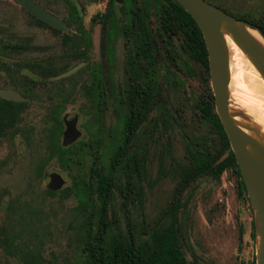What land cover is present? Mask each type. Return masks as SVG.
I'll use <instances>...</instances> for the list:
<instances>
[{
	"label": "rangeland",
	"instance_id": "1",
	"mask_svg": "<svg viewBox=\"0 0 264 264\" xmlns=\"http://www.w3.org/2000/svg\"><path fill=\"white\" fill-rule=\"evenodd\" d=\"M234 14L252 18L264 16V0H217ZM108 0H84L81 6L88 24L93 15L105 12ZM120 1L116 8H121ZM156 16L150 17V26H157ZM94 64L101 60L98 44L102 30L95 25ZM158 44L162 59L156 68L161 98L136 132L140 155L146 158L145 172L140 181L142 204L125 201L114 192L109 220L114 230L122 233L148 232L156 224L171 221L170 208L179 181L177 167L185 164L190 142L202 141L212 153L218 152L219 140L211 123L200 119L197 103L208 94L206 74L199 63L188 59L183 41L173 36L171 46L174 62L166 59L161 39ZM130 40L113 43V55L108 66L115 91L106 109L100 111L83 94L88 86V72L83 71L71 82L46 84L41 91L31 93L30 101L11 121L0 120V264H85L84 245L89 228L96 229L97 220L89 215L97 206L95 188L81 190L74 187L72 178L87 180V169L92 158L87 156L83 168L67 169L56 158L38 165L49 154L50 135L57 124L50 113L58 100H50L58 88L65 97L62 132L66 115H78L77 140L90 141L104 166L121 138V118L124 108L119 100L126 86L124 64ZM91 62L87 65L89 67ZM264 103V88L258 83ZM211 93L213 95L212 89ZM214 97V96H213ZM13 112V111H11ZM10 112V113H11ZM62 135L60 137L61 143ZM58 173L65 184L49 194V174ZM118 178V176H117ZM235 167H229L219 181L206 176L192 183L180 196L178 222L182 230L183 250L189 262L197 264H249L256 253L251 238L254 212L247 195L239 188ZM124 183V181H123ZM72 188L71 190H68ZM64 193H61L62 191ZM53 192V191H50Z\"/></svg>",
	"mask_w": 264,
	"mask_h": 264
},
{
	"label": "trees",
	"instance_id": "2",
	"mask_svg": "<svg viewBox=\"0 0 264 264\" xmlns=\"http://www.w3.org/2000/svg\"><path fill=\"white\" fill-rule=\"evenodd\" d=\"M226 13L250 23L257 28L264 37V16L252 18L249 15L234 14L217 0H207ZM127 22L121 23L120 34L130 40L134 52L130 54L128 64L130 69L126 74V93L119 100L124 108L121 118V138L109 158L108 165L104 166L95 156V148L90 141H79L63 148L60 143L62 135V121L64 106L58 105L51 109L52 120L57 124L50 135L49 154L38 163L40 169L43 164L56 158L61 166L70 169L72 166L83 168L84 160L90 156L93 160L87 169V180L83 177L72 178L74 187L86 190L95 188L97 206L90 213L92 219L97 220L96 229L89 228L84 245L85 264H197L186 259L183 250L182 230L178 222L180 196L198 179L209 176L219 181L222 174L231 166L239 179V188L246 196L235 156L230 148L229 141L215 112L214 97L208 86V94L197 103V111L201 120L212 124L219 140L218 152L212 153L204 142H190L186 150V163L177 167L179 181L177 183L174 201L170 208L171 221L166 224H156L148 232L122 233L114 230V222H110V207L114 192L118 191L125 201L135 200L138 206L142 204L141 178L145 172L146 158L140 155L136 144V132L141 123L148 117L152 109H156L157 98L161 92L157 81V61L162 59V52L157 43L161 39L166 49V59L174 62L171 39L173 36L181 37L183 51L186 57L199 63L206 74L208 83V55L199 27L192 17L174 0H141V7L137 0H127ZM111 9L112 6H111ZM110 17L116 22L112 10ZM154 14L157 26H150V17ZM142 65H140V61ZM96 92L88 89L84 93L92 98L93 105L101 112L105 110L107 99L99 94L98 86L104 85L103 80L96 76ZM65 98L63 101L65 102ZM13 112L8 108L0 110V120L11 121L13 115L18 117L19 104L13 105ZM0 125V135H1ZM118 176V178H117ZM124 181V183H123ZM69 188L68 190H71ZM63 190L61 193H64ZM56 194L59 192H50ZM251 238L255 240L254 225L252 223ZM249 264L255 263V256Z\"/></svg>",
	"mask_w": 264,
	"mask_h": 264
},
{
	"label": "flooded vegetation",
	"instance_id": "3",
	"mask_svg": "<svg viewBox=\"0 0 264 264\" xmlns=\"http://www.w3.org/2000/svg\"><path fill=\"white\" fill-rule=\"evenodd\" d=\"M31 1L56 18L65 28H55L40 20L16 0H0V92L16 93L24 99L16 102L0 96V110L8 108L11 112L14 104L25 107L31 99L29 95L41 91L46 84H59L69 79L68 81H72V92L78 87L75 79L87 69L89 85L82 86L83 94L87 92L86 89L91 93L97 91L94 83L98 76L104 83L98 86V92L107 99V106L113 95L120 92L118 88L116 91L114 89L108 64L113 55V43L126 39L119 30L121 23L127 22V0H108L105 12L93 15L88 24L84 19L85 9L81 6L84 0ZM119 1L122 6L117 9L116 3ZM140 1L137 0L139 7ZM110 10L113 11L116 22L110 17ZM96 24L102 30V39L98 44L101 60L94 64ZM126 52L124 73L128 74V61L134 49L131 46L130 52L127 48ZM90 62L91 65L87 67ZM139 63L142 65L141 61ZM72 70L75 71L71 75L57 79ZM126 91L124 87L121 91L122 98ZM62 95V88L54 91L50 100L56 99L58 102L52 109L64 105L65 97ZM88 98L92 100L91 97Z\"/></svg>",
	"mask_w": 264,
	"mask_h": 264
},
{
	"label": "water",
	"instance_id": "4",
	"mask_svg": "<svg viewBox=\"0 0 264 264\" xmlns=\"http://www.w3.org/2000/svg\"><path fill=\"white\" fill-rule=\"evenodd\" d=\"M22 7L29 10L47 24L63 29L56 18L46 13L31 0H16ZM195 21L202 34L207 55L210 86L214 96L215 112L235 156L236 164L245 187L246 195L254 212L255 263L264 264V136L252 126L246 129L255 133L256 139L243 131L233 119L229 110L230 53L225 39L228 35L237 47L251 60L264 79V47L249 33L255 31L263 40L260 31L250 23L238 19L207 0H174ZM75 70L65 73L57 79L71 75ZM0 96L16 102L24 99L16 93L0 92ZM67 124L62 132L61 146L73 145L81 136L77 128L78 116L75 113L66 115ZM65 184L58 173L49 174L48 189L59 191Z\"/></svg>",
	"mask_w": 264,
	"mask_h": 264
},
{
	"label": "bare ground",
	"instance_id": "5",
	"mask_svg": "<svg viewBox=\"0 0 264 264\" xmlns=\"http://www.w3.org/2000/svg\"><path fill=\"white\" fill-rule=\"evenodd\" d=\"M251 36L264 47L261 37L253 30ZM230 53L229 110L233 119L243 131L256 139L255 133L246 129L252 126L264 136V103L258 83L264 88V79L251 60L245 55L232 39L225 36Z\"/></svg>",
	"mask_w": 264,
	"mask_h": 264
}]
</instances>
